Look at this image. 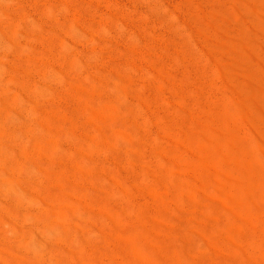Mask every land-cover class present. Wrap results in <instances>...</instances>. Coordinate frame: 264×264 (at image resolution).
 Listing matches in <instances>:
<instances>
[{"label": "rangeland", "instance_id": "obj_1", "mask_svg": "<svg viewBox=\"0 0 264 264\" xmlns=\"http://www.w3.org/2000/svg\"><path fill=\"white\" fill-rule=\"evenodd\" d=\"M224 15L264 43V0H0V264H264Z\"/></svg>", "mask_w": 264, "mask_h": 264}, {"label": "bare ground", "instance_id": "obj_2", "mask_svg": "<svg viewBox=\"0 0 264 264\" xmlns=\"http://www.w3.org/2000/svg\"><path fill=\"white\" fill-rule=\"evenodd\" d=\"M254 11L256 13L261 12L260 7L256 3L254 4ZM223 18L226 25L224 27L225 30L221 32V37L225 41L231 42L233 48L227 49L211 45V49L220 64L223 74L238 84L241 94L240 102L242 112L246 118L251 120L256 130H258L264 146V43L258 42L256 36L251 31L238 29L239 31L235 36L228 35L226 28L233 21H230L227 15H224ZM216 23V18L211 16L208 25L202 22L200 23V29L204 33L210 31L219 32L222 29ZM112 137L114 138V136ZM139 255H141V252Z\"/></svg>", "mask_w": 264, "mask_h": 264}]
</instances>
